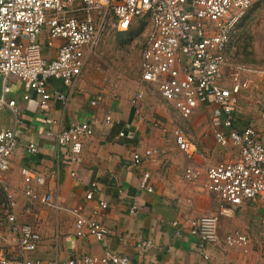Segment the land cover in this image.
Wrapping results in <instances>:
<instances>
[{
    "label": "built area",
    "instance_id": "obj_1",
    "mask_svg": "<svg viewBox=\"0 0 264 264\" xmlns=\"http://www.w3.org/2000/svg\"><path fill=\"white\" fill-rule=\"evenodd\" d=\"M251 5V0H0V109L7 107L14 116L13 127L0 129V184L7 199L6 220L17 245L16 257L0 246V264H133L127 256L112 251L102 256L70 257L66 261L26 257L35 251L39 234L30 224L17 221L13 195L3 183V177L22 135L18 102L9 97L10 77L21 83L23 100H29L31 92L35 94L42 111H48L52 102L67 105L87 55L101 34L110 27L127 30L137 19L147 24L138 57L141 81L154 85L182 118L189 117L200 105L210 106L213 139L219 145L231 144L237 148L238 155L233 160L186 167L185 180L195 181L203 175L204 189L222 201L217 213L202 214L190 221L191 233L201 240H213L218 216L232 217L246 200L264 202V143L254 128L239 130L234 126L236 95L247 85V80L240 78L239 70L245 67L237 65L228 75L225 72L228 64L225 55L234 27ZM44 30L48 45L61 40L52 58L43 52L40 36ZM54 81H59L62 88L56 87ZM142 98L140 90L130 99L137 115L141 114L136 106ZM261 106L264 110V99ZM104 122L115 125L119 120L106 115ZM54 123L51 117H44L45 133L54 134L57 159L64 164L78 162L83 140L94 134L91 122L73 119L68 126L57 130ZM117 134L129 140L134 136L131 129ZM174 139L187 158L197 153L196 144L184 128L175 130ZM24 147L29 153H37V146L31 141L24 142ZM152 155L153 150L145 149L142 153L134 152L131 160L138 166ZM58 160L51 175L56 174ZM21 174L28 198L58 208L50 193L38 194L31 188L32 181L44 182L42 176L25 167ZM70 174L75 176V170ZM149 180L150 172L146 170L139 186L151 192ZM92 194L88 191L85 198L92 199ZM105 206V201H99L90 216L80 208H69L75 217L76 235L87 234L98 241L104 240L109 230L95 214ZM136 207L132 205L131 211ZM224 242L229 246H246L248 239L243 234H226Z\"/></svg>",
    "mask_w": 264,
    "mask_h": 264
},
{
    "label": "crops",
    "instance_id": "obj_2",
    "mask_svg": "<svg viewBox=\"0 0 264 264\" xmlns=\"http://www.w3.org/2000/svg\"><path fill=\"white\" fill-rule=\"evenodd\" d=\"M251 2V8L247 12L260 11L264 19V0ZM46 35L44 30L40 36L43 52L47 58H52L61 40L56 39L52 41V45H48ZM239 36V33L238 37L232 36L226 50L227 75L239 65L233 58L237 46L241 44ZM260 39L264 43V33ZM239 76L242 80H247V85L236 95L234 126L239 130L254 128L258 138L264 143V110L261 106L264 99V69L252 72L246 67L239 70ZM81 77L82 72L70 91L67 105L52 102L48 111L40 110L32 92L29 100H23L21 83L14 77L9 79V97L18 102L22 135L19 147L9 159L10 166L4 173L3 183L8 185L7 188L13 195V189L7 183L8 176L12 183H19L21 179L24 194L21 169L25 167L44 179L42 184L32 181L31 188L38 194L50 193L58 205V208L52 209L54 217L47 221L56 230L54 238L48 237V233L44 235L41 230L42 235L47 237L43 239L41 232H37L32 224L21 222L17 218L19 223L30 224L40 236L35 251L28 253L26 257L66 261L70 257L102 256L106 251H112L127 256L133 264H264V202L261 199L242 202L232 217L218 216L215 224L216 237L213 240H201L198 235L191 233L190 221L202 214L217 213L222 201L216 194L204 189L203 175L195 181L185 180L183 173L186 167L190 164L202 167L206 163L233 160L238 155L237 148L231 144H217L212 134L201 141L195 140L184 127L177 126L173 130L174 144L175 130L181 127L197 147V153L192 158H187L176 144V148L173 146L171 138L165 141L164 134L168 131L166 126L155 127L149 117L144 115L142 118L141 114H136L130 99L140 89L129 99L115 98L108 94L93 96L82 90ZM54 84L62 88L59 81H54ZM229 84L230 81L227 80L226 85ZM97 97L99 100H96ZM159 98L172 107L169 101L160 95ZM93 100L95 102L92 104ZM172 109L176 111L174 107ZM199 109L208 110L210 121L211 107L200 105L191 115ZM9 110L7 107L0 109V129L14 125V116ZM176 113L178 114L177 111ZM106 115L118 119L119 125L105 123ZM45 116L55 121L56 130L68 126L73 119L91 122L94 134L83 140L78 162L64 164L57 159L54 134L45 133ZM126 129L134 132L130 140L117 134ZM26 141L36 144L37 153L26 151ZM213 144L229 146L232 151L230 158L211 162L207 154ZM145 149L153 150V157L144 160L141 165H133L131 155L134 152L142 153ZM57 160L56 174L51 175ZM71 170H75V176L70 174ZM146 170L150 172L151 192L139 186L141 175ZM90 190L93 193L92 199L87 200L85 195ZM101 200L107 206L98 209L95 218L109 230V234L101 241L87 234L76 235L75 217L69 208H80L85 215L90 216ZM134 204L137 207L131 211ZM8 231L14 243L0 246L10 256L16 257V236L9 227ZM236 233L247 236L246 246H229L224 242L226 234Z\"/></svg>",
    "mask_w": 264,
    "mask_h": 264
},
{
    "label": "rangeland",
    "instance_id": "obj_3",
    "mask_svg": "<svg viewBox=\"0 0 264 264\" xmlns=\"http://www.w3.org/2000/svg\"><path fill=\"white\" fill-rule=\"evenodd\" d=\"M146 29L147 24L141 19H137L127 30L120 31L110 27L102 33L86 59L80 79L82 90L91 93L93 96L108 94L115 96V98L129 99L140 89L143 91V98L137 107L142 118L144 115L146 118L149 117L150 122L155 127L162 126L165 128L166 126L168 131L164 134L165 141L171 138V143L175 147L173 130L177 126L184 127L195 140L201 141V139L209 138L211 127L208 110L199 109L188 118H182L169 104H164L154 85L141 81L138 57ZM238 33L241 44L237 46L233 55L235 63L241 67L245 66V69L246 67L249 68L252 72L260 68L264 69V43L260 39L264 33V19L261 12L256 10L246 12L235 27L233 36L238 37ZM231 152L229 146L213 144L207 155L211 162H215L230 158ZM18 182L12 183L8 176L7 183L13 189V209L16 211L18 220L30 223L37 232L42 230L44 235L48 233V237L54 238L56 230L47 221L54 217L55 212L52 209L56 208L26 198L22 191L21 179ZM5 186L8 187L6 183ZM6 201L0 184V244L2 245L14 243L8 231L5 216ZM45 227L46 230L43 229ZM42 237L47 239L43 235Z\"/></svg>",
    "mask_w": 264,
    "mask_h": 264
},
{
    "label": "trees",
    "instance_id": "obj_4",
    "mask_svg": "<svg viewBox=\"0 0 264 264\" xmlns=\"http://www.w3.org/2000/svg\"><path fill=\"white\" fill-rule=\"evenodd\" d=\"M119 125V123L115 124L114 126Z\"/></svg>",
    "mask_w": 264,
    "mask_h": 264
},
{
    "label": "water",
    "instance_id": "obj_5",
    "mask_svg": "<svg viewBox=\"0 0 264 264\" xmlns=\"http://www.w3.org/2000/svg\"><path fill=\"white\" fill-rule=\"evenodd\" d=\"M0 81H1V77H0Z\"/></svg>",
    "mask_w": 264,
    "mask_h": 264
}]
</instances>
